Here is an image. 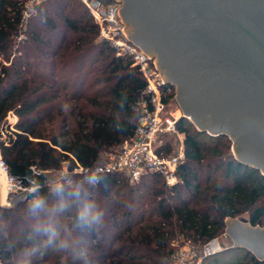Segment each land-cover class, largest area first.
Masks as SVG:
<instances>
[{
	"label": "trees",
	"instance_id": "obj_1",
	"mask_svg": "<svg viewBox=\"0 0 264 264\" xmlns=\"http://www.w3.org/2000/svg\"><path fill=\"white\" fill-rule=\"evenodd\" d=\"M26 2L0 0V124L11 112L18 116L17 131L8 141L0 139V153L11 174L35 173L44 183L49 170L63 163L71 172L102 164L106 153L133 138L147 81L132 58L117 55L100 38L81 0H43L34 14L43 18L24 22ZM168 86L165 101L174 92ZM64 102L72 104L68 114L61 111ZM113 118L131 126L116 132ZM178 128L186 157L175 184L167 185L158 173L137 182L106 173V187L97 193L106 227L82 237L94 264H174L177 241L203 247L225 233L228 218L245 216L254 226L264 225V174L233 155L228 135L199 130L186 117ZM24 203L4 207L13 228ZM202 264L264 259L244 247H226L203 256Z\"/></svg>",
	"mask_w": 264,
	"mask_h": 264
},
{
	"label": "water",
	"instance_id": "obj_2",
	"mask_svg": "<svg viewBox=\"0 0 264 264\" xmlns=\"http://www.w3.org/2000/svg\"><path fill=\"white\" fill-rule=\"evenodd\" d=\"M121 1L128 36L177 86L184 117L228 135L236 158L264 174V0ZM226 224L229 247L264 259V225Z\"/></svg>",
	"mask_w": 264,
	"mask_h": 264
},
{
	"label": "clouds",
	"instance_id": "obj_3",
	"mask_svg": "<svg viewBox=\"0 0 264 264\" xmlns=\"http://www.w3.org/2000/svg\"><path fill=\"white\" fill-rule=\"evenodd\" d=\"M42 19L43 15L27 13ZM71 102H64L61 111L71 112ZM124 109V103L119 104ZM131 124L113 118L116 132ZM27 185L18 190L14 202L25 201L13 219L4 215L0 206V264H94L93 253L83 235H99L106 227L105 211L97 199L107 174L104 168H84L77 177L66 168L45 178L26 176ZM24 229L28 232L25 234Z\"/></svg>",
	"mask_w": 264,
	"mask_h": 264
},
{
	"label": "built area",
	"instance_id": "obj_4",
	"mask_svg": "<svg viewBox=\"0 0 264 264\" xmlns=\"http://www.w3.org/2000/svg\"><path fill=\"white\" fill-rule=\"evenodd\" d=\"M43 0H27L23 11V20L30 18L27 13H36L37 6ZM95 18L100 28V38L107 40L117 51V55L129 56L133 66H137L147 81V99L141 102V116L135 136L125 140L118 152L108 161L96 165L105 169L106 173H122L132 182L139 181L144 175L158 173L165 179L167 185H173L179 180L180 165L184 162L186 153L184 141L175 153L167 152L165 138L178 136V122L184 114H176L170 109L164 96L171 93L169 81L164 80L158 68L156 57L150 55L138 46L127 34L125 21L121 15V0H81ZM173 85V84H172ZM12 113V112H11ZM9 113V115H11ZM16 118V115L13 114ZM184 140V139H183ZM35 170V168H33ZM84 168L79 166L75 173H81ZM0 170L4 175L8 195H17L18 190L27 185L25 177L11 174L7 162L0 154ZM177 245V244H176ZM221 250L217 239H213L204 247V255H210ZM203 256L190 244L177 245L172 262L174 264H202Z\"/></svg>",
	"mask_w": 264,
	"mask_h": 264
},
{
	"label": "rangeland",
	"instance_id": "obj_5",
	"mask_svg": "<svg viewBox=\"0 0 264 264\" xmlns=\"http://www.w3.org/2000/svg\"><path fill=\"white\" fill-rule=\"evenodd\" d=\"M173 87H174V89H173L174 90L173 95L171 97H169V100L167 102L169 103L170 109H172L174 112H176V114H179V113L180 114H184V110L182 109V106H181L180 102L177 99V93H176L177 86L175 84H173ZM12 113L15 114L14 112H12ZM12 113H11V115H8L4 119V121L0 124V139L1 140L8 141V139L13 134V132L14 131H17V129L15 127V124H16V122L18 120V116L15 114L16 115V118H14L13 115H12ZM186 118H188V117H186ZM188 120L190 122H192L190 118H188ZM192 124L195 127H197L195 123L192 122ZM183 139H184V135L181 136V139L178 136H172V137L170 136L168 138H165L164 142H167V148H166L167 149V152H169V153H175L178 150V147L181 145V142L184 141ZM231 141H232L231 152L236 157L237 154H236V152L234 150L233 140L231 139ZM118 150L119 149H116V150H114V152L106 153L105 154V158H106L105 161H108L110 158H112L118 152ZM67 166H68V163H63V165H62L61 168H59L57 170H49L47 172V174H48V176H50V175L55 174L58 170H63L65 168L68 170V167ZM72 173L74 175L75 172L73 171ZM16 196L17 195H12V196L11 195H8V200H9V202L11 204L14 202V198ZM18 202H20V201H17L16 203H18ZM3 207H5V206H3ZM216 239L218 240L221 249L222 248L229 247L233 243V241L231 240V238L227 237L226 231H225V233L220 238H216ZM176 244L177 245L180 244V241H177ZM204 247H205V245L203 247H200V248H195V247L194 248L197 250V252H198L199 255L203 256L204 255Z\"/></svg>",
	"mask_w": 264,
	"mask_h": 264
},
{
	"label": "bare ground",
	"instance_id": "obj_6",
	"mask_svg": "<svg viewBox=\"0 0 264 264\" xmlns=\"http://www.w3.org/2000/svg\"><path fill=\"white\" fill-rule=\"evenodd\" d=\"M0 204L8 207L11 203L8 200V188L6 185V181L4 179V175L0 170Z\"/></svg>",
	"mask_w": 264,
	"mask_h": 264
},
{
	"label": "flooded vegetation",
	"instance_id": "obj_7",
	"mask_svg": "<svg viewBox=\"0 0 264 264\" xmlns=\"http://www.w3.org/2000/svg\"><path fill=\"white\" fill-rule=\"evenodd\" d=\"M121 3H122V7H123V2L121 1ZM173 84V83H172ZM176 93H177V91H176ZM177 95H178V93H177Z\"/></svg>",
	"mask_w": 264,
	"mask_h": 264
}]
</instances>
